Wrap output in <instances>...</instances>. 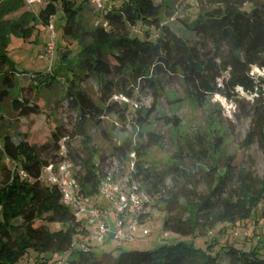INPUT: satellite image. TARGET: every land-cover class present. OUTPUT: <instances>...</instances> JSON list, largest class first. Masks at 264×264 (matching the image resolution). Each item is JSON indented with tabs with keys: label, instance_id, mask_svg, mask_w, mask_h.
Masks as SVG:
<instances>
[{
	"label": "trees",
	"instance_id": "trees-1",
	"mask_svg": "<svg viewBox=\"0 0 264 264\" xmlns=\"http://www.w3.org/2000/svg\"><path fill=\"white\" fill-rule=\"evenodd\" d=\"M46 1L37 18L45 25L59 8L64 21L62 38L74 43L75 50H65L49 72L31 77L19 74L6 56V35L13 32L27 36L33 25L28 26L35 17L25 12L9 19L24 9L25 2L0 0V118L9 100L10 108L21 118L40 114L38 105L19 98L23 91L19 77L24 75L30 79L29 88L35 94L63 86L61 103L65 101L75 111L76 122L72 132L57 126L49 141L40 146L30 144L26 135L17 137L18 142L9 133L0 137V170L4 176L0 184V264H19L29 252L63 255L70 251L66 264H220L218 254L210 253L216 241L205 242L206 250H202L183 239L200 238L219 224L237 227L253 219L258 208H264V177L257 178L252 170L237 172L231 157H225L220 165L221 138L207 146L198 137L194 143H178L172 157L175 162H171L169 169L180 173L183 184L157 190L163 179L145 165L149 151L159 147L162 141L158 134L145 130L155 108L143 115L136 112L138 117L132 121L143 134H139L135 143L126 140L115 151L123 164L132 160V180L140 185L143 182L145 191L163 194L160 197L165 214L162 228L180 238L153 251H123L117 258L111 252L95 255L89 247L87 251H73V240L81 224L75 222L71 211L61 203L58 189L39 178L42 169L55 161L59 142L67 138L69 159L81 167L80 191L94 197L105 158L98 156L87 134L88 124H98L111 114H118L126 123L128 104L113 101V97L131 99L141 81L159 95L158 78L163 69L182 77L196 91L200 103L204 102V96L197 92L211 93L222 71L226 72L228 78L222 79L220 86L226 98L232 99L230 95L237 88L252 97L250 128L243 147L258 144L264 153V77L255 78L251 74L253 66L264 70V0H190L195 4L194 19L191 23L180 22L196 36L211 41L212 54L201 52L197 43L158 24L159 16L169 10L170 3L180 0H111V9L103 13L107 28L85 20L86 10L96 17L88 0ZM136 28L137 33L132 34L130 30ZM90 79L96 83V92H92V87L82 88ZM163 120L176 129L179 126L176 117ZM77 136L81 146L74 150L71 141ZM183 152L195 164L211 160L207 168L197 166L200 178L197 182H204V193L197 191V184L192 181L195 175L179 166ZM131 154L133 159L129 157ZM36 221L41 224L36 225ZM46 224L59 229L51 231ZM258 244L262 246L249 252L234 246L223 247L227 264H264V240ZM36 264L49 263L40 258Z\"/></svg>",
	"mask_w": 264,
	"mask_h": 264
},
{
	"label": "rangeland",
	"instance_id": "rangeland-1",
	"mask_svg": "<svg viewBox=\"0 0 264 264\" xmlns=\"http://www.w3.org/2000/svg\"><path fill=\"white\" fill-rule=\"evenodd\" d=\"M81 1L83 0H77V3ZM46 2V0H39L8 17L9 19L17 18L25 12L35 17L34 22L28 26L33 25L27 36H20L13 32H9L6 35V56L19 74H25L29 77L38 73L49 72L52 68L56 67L59 57L65 50H75L74 43L65 41L62 38L64 21L62 13L57 8V13L49 20L55 34V49L52 60L41 58L45 52V45L50 40V31L46 28V24L41 23L37 15L45 7ZM109 2H111V5L113 4L111 0ZM194 13L195 4L190 0L171 2L169 10L162 12L159 16L158 24L168 27L177 36L187 41L197 43L201 52L208 51L212 54L214 48L211 41L196 36L180 22V20H184L191 23L194 19ZM84 17L86 21L92 23L94 26L96 25L98 17H93L89 10H86ZM130 32L136 34L137 28L130 30ZM1 42L0 40V45ZM254 69L259 68L253 66L251 69V74L255 78L264 77V75L254 72ZM259 70L264 72V70ZM227 78V73L222 71V77L217 80L216 86L211 93L206 95L204 91H198L197 94L204 96V102L200 103V100L196 96V91L182 77L171 74L166 69H163V73L158 78L161 82L159 95L153 93L148 83L139 82L138 86L133 90L131 99L125 101L128 104L127 111L125 112L127 122L123 123L118 118V114H111L101 119L98 124H88L86 128L87 134L92 138V143L98 156L105 158V160L108 158L120 160L115 148L130 139L135 143L139 138V134H143L142 131H138L139 129H137L136 124L132 121L138 117L136 112L140 111V114L143 115L147 110L154 107L155 110L149 119L150 123L145 130L158 134L162 141L159 147H155L149 151L145 165L163 179L162 184L159 185L157 190H164L172 186L180 187L183 184L180 173L169 169V167L171 166V162H175L172 157L177 150L178 143L183 144L187 141L194 143L196 142V137L205 146L221 138L219 149L220 165L224 163L225 157H231L234 159L237 172L252 170L257 178H262L264 177V153H262L261 148L258 144H253L249 148L243 147V141L250 128L252 97L242 91L236 90L234 95H230L232 99L226 98L220 86L222 79ZM19 83L23 90L19 98L38 105L40 114L21 118L10 108L11 100H9L5 103L3 117L0 118V137L9 133L14 138V141L18 142L19 137L26 135L30 144L40 146L49 141L50 133L57 126H63L64 129L70 132L74 130L76 113L67 107L65 101L61 103L64 91L63 86L56 87L52 92L35 94L29 88V78L22 75L19 77ZM91 87L94 90L92 92H96V83L93 79L88 80L82 86V88L87 90ZM116 97V99L113 97V101H122L119 95ZM172 117H176L179 120L177 129L171 124L166 125L163 120L164 118L170 120ZM71 146L74 150L80 148L81 139L79 136L71 141ZM195 149H198L197 145ZM131 162L132 160H126L124 166L127 167ZM180 162L179 166L181 168L195 175L192 181L197 184V191L204 193V182L202 180L197 182V179H200L197 166L207 168L211 164V160L204 159L202 162L195 164L183 152ZM3 180V171L0 170V184ZM141 188L145 193L153 194L151 196L152 204L150 211L141 219V226L148 232L144 240L141 242L124 243L111 239L107 245L105 242L94 240L85 232H78L81 237L78 234L74 237L72 250H82V245L87 244L95 255L100 256L111 250L112 255L117 258L123 251H153L157 249L160 244L156 240L161 235L162 237L164 235L162 224L165 214L162 211V203L160 202V197H163V194L160 196L156 195L155 191H145L143 182H141ZM103 209L106 211L105 217L107 222L113 227L117 216L109 209V205L106 202H103ZM262 219H264V208L260 207L255 212L253 219L237 227H225L219 224L211 230V235L208 234L209 231H205L204 235L200 238H186L183 240L192 241L195 248L202 250H206L207 244L205 242L211 243L212 241H216V245L210 253L212 255L217 253L219 263L227 264V257L224 253L225 250L222 249L223 247L234 246L238 250L249 252L256 246H262V243L258 244V241L254 238H252V241L249 238L244 240L242 237H233L232 234L236 230L258 225ZM39 224H41V221H36V225ZM85 224L84 227L89 230L88 225ZM46 226L51 231L59 229V226L52 224H46ZM260 227L261 224L257 227L258 232H261ZM172 237L180 239L178 236L169 233L168 240ZM116 246H119V248L116 249ZM71 253L72 251L63 255H39L29 252L27 256L19 261V264H36L40 258H42L43 262L47 260L49 264H66Z\"/></svg>",
	"mask_w": 264,
	"mask_h": 264
},
{
	"label": "built area",
	"instance_id": "built-area-1",
	"mask_svg": "<svg viewBox=\"0 0 264 264\" xmlns=\"http://www.w3.org/2000/svg\"><path fill=\"white\" fill-rule=\"evenodd\" d=\"M37 1L39 0H24L26 6H31ZM88 1L92 13L98 17L95 26L107 28L102 14L111 9V2L109 0ZM100 17L102 18L100 19ZM45 26L50 31V40L45 45V52L41 58L52 60L55 34L50 21ZM119 97L122 101H127L124 97ZM66 141L67 138H63L59 142L55 152V161L42 169L39 180L58 189L61 203L71 211L75 222L81 224L78 232H85L98 242L113 239L119 242L133 243L145 239L148 232L145 230L140 232L141 219L150 211L152 198L142 190L137 181L131 179V174L134 171L133 162L125 167L120 160L106 159L102 166L98 193L94 197H87L80 191L78 183V173L81 171V167L69 159ZM129 157L133 159L134 155L131 154ZM11 167L15 168L14 165ZM20 175L26 178L23 172H20ZM103 202H106L109 209L117 216L113 227L107 222L106 211L100 206ZM84 222L88 225L89 230L84 227ZM260 228L258 239L264 238V224ZM256 230L257 226L252 225L246 229L236 230L232 234L233 237H242L245 240L250 238ZM208 234L211 235L212 231H209ZM78 236L81 237L79 234ZM168 237L169 233L164 232V239ZM82 250L87 251L88 245L83 244Z\"/></svg>",
	"mask_w": 264,
	"mask_h": 264
},
{
	"label": "crops",
	"instance_id": "crops-1",
	"mask_svg": "<svg viewBox=\"0 0 264 264\" xmlns=\"http://www.w3.org/2000/svg\"><path fill=\"white\" fill-rule=\"evenodd\" d=\"M100 206L103 208V203H101L100 204ZM262 225V224H264V219H262V221L258 224V225H256L257 227L259 226V225ZM145 230V228L143 227V226H141V230H140V232H142V231H144ZM163 232H165L164 230H163ZM260 234H259V232H258V230H256V232L255 233H253L252 235H251V237L249 238V240L250 241H252L253 239L252 238H254L256 241H258V243L260 242V241H262V240H264V238H262V237H260L259 239L257 238V236H259ZM160 236V235H159ZM169 239V237L168 238H166V239H164V235H163V237H162V235L160 236V237H158V239L156 240V242L157 243H159L160 245H163V244H169V243H172V242H176V241H178V238L177 237H172L170 240H168ZM111 239H108V240H106L105 241V243L108 245V243H110L109 241H110ZM144 240V239H143ZM142 241V239L141 240H138V242H141ZM105 244V245H106ZM119 248V246H116V249H118ZM109 252H112L111 250H109Z\"/></svg>",
	"mask_w": 264,
	"mask_h": 264
},
{
	"label": "clouds",
	"instance_id": "clouds-1",
	"mask_svg": "<svg viewBox=\"0 0 264 264\" xmlns=\"http://www.w3.org/2000/svg\"><path fill=\"white\" fill-rule=\"evenodd\" d=\"M254 72H258L260 75H264V72H261L259 69H254ZM238 91H241V89L237 88Z\"/></svg>",
	"mask_w": 264,
	"mask_h": 264
}]
</instances>
